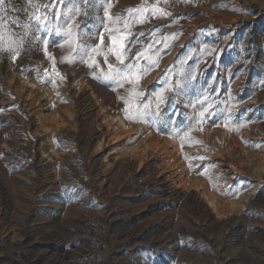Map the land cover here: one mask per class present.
<instances>
[{"label": "rangeland", "instance_id": "obj_1", "mask_svg": "<svg viewBox=\"0 0 264 264\" xmlns=\"http://www.w3.org/2000/svg\"><path fill=\"white\" fill-rule=\"evenodd\" d=\"M0 264H264V0H4Z\"/></svg>", "mask_w": 264, "mask_h": 264}, {"label": "snow or ice", "instance_id": "obj_2", "mask_svg": "<svg viewBox=\"0 0 264 264\" xmlns=\"http://www.w3.org/2000/svg\"><path fill=\"white\" fill-rule=\"evenodd\" d=\"M83 2L86 3L87 0H83ZM3 5H4V0H0V11H3ZM129 11L131 12V11H138V10H129ZM35 19L37 20V22H40L42 18L39 16H36ZM117 19H119V17H117ZM25 27H28V26L25 25ZM68 35L71 36L72 33L69 32ZM93 51H95V49ZM105 59H107V58H105ZM117 59L120 60L121 63H123V59L121 58V56L117 55ZM120 72H121L120 69L116 70L117 75H120ZM145 107H147V105H145ZM144 115H150V113H144Z\"/></svg>", "mask_w": 264, "mask_h": 264}]
</instances>
